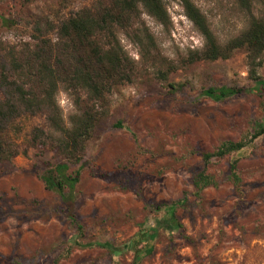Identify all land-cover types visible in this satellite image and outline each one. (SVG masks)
I'll return each instance as SVG.
<instances>
[{"label": "rangeland", "instance_id": "obj_1", "mask_svg": "<svg viewBox=\"0 0 264 264\" xmlns=\"http://www.w3.org/2000/svg\"><path fill=\"white\" fill-rule=\"evenodd\" d=\"M95 1L0 0V102L5 99L1 66L7 63L2 49L33 43L37 26L46 21L59 26ZM195 1L222 40L239 34L247 22L235 0ZM169 13L171 34L146 17L164 52L178 59L201 49L203 39L181 5L171 3ZM50 37L55 40L56 31ZM123 45L138 58L126 39ZM259 74L264 80V67ZM171 79L185 83L184 88L171 94L148 73L114 91L110 117L89 143L75 190V214L85 242L120 248L141 226L153 225L159 204L185 200L176 212L182 228L172 235L161 230L151 243L153 255L142 264H264V136L223 158L206 162L200 154L239 142L264 124V91L248 77L246 52L227 61L190 65ZM223 86L245 91L223 101L201 94ZM58 101L67 117L71 97L61 92ZM118 122L125 128H115ZM36 127L46 129L44 116L22 117L9 133L23 146ZM234 161L239 186L229 178ZM49 162H57L54 154L40 148L0 166V264H55L58 258V264H131L132 250L111 255L102 248H75L67 254L76 232L67 220L66 203L41 180ZM200 172L218 185L197 194L192 180Z\"/></svg>", "mask_w": 264, "mask_h": 264}, {"label": "trees", "instance_id": "obj_2", "mask_svg": "<svg viewBox=\"0 0 264 264\" xmlns=\"http://www.w3.org/2000/svg\"><path fill=\"white\" fill-rule=\"evenodd\" d=\"M179 3L185 17L202 37L201 49L188 50L178 59H171L163 49L159 36L148 24L151 18L163 31L171 34L174 23L169 13L171 3ZM247 22L239 34L222 40L213 23L195 0H96L74 16L55 26L46 21L36 27L33 43L2 49L6 65H2V86L5 99L0 102V166L30 149L48 150L56 163H48L49 170L41 177L48 191L57 193L67 205L66 217L76 232V239L67 244L69 255L73 249L102 248L111 255L134 251L131 264H142L153 255L151 245L161 230L170 235L182 228L176 212L184 201L159 204L160 216L150 227L141 226L133 240L123 245L85 242L83 225L75 214V190L81 180V169L95 132L110 117L111 97L115 90L132 84L145 74L169 93L182 90L185 83L171 77L190 65L231 60L238 51H245L248 77L264 91L259 70L264 67V0H235ZM4 24L9 23L2 19ZM56 31V39L50 37ZM126 39L137 52L133 57L123 45ZM245 90L235 87H210L202 96L223 101ZM61 92L72 99V110L66 117L58 97ZM44 116L46 129L36 127L19 144L9 128L22 117ZM115 128L124 129L118 122ZM239 142H225L215 152H201L204 161L238 153L264 136V124ZM237 161L230 166V179L239 186L241 177ZM79 167L71 171L73 168ZM197 194L205 188L217 186L215 178L200 172L193 178ZM60 258L55 261L58 264Z\"/></svg>", "mask_w": 264, "mask_h": 264}]
</instances>
